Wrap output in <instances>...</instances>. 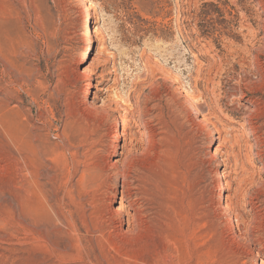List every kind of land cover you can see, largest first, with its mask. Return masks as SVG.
<instances>
[{"label":"rangeland","instance_id":"obj_1","mask_svg":"<svg viewBox=\"0 0 264 264\" xmlns=\"http://www.w3.org/2000/svg\"><path fill=\"white\" fill-rule=\"evenodd\" d=\"M260 261L264 0H0V264Z\"/></svg>","mask_w":264,"mask_h":264},{"label":"bare ground","instance_id":"obj_2","mask_svg":"<svg viewBox=\"0 0 264 264\" xmlns=\"http://www.w3.org/2000/svg\"><path fill=\"white\" fill-rule=\"evenodd\" d=\"M83 10V21H82V30H83V42H84V49H83V52H82V55L80 56V61H79V64L80 65H86L87 64V62H88V55H89V51H90V49H91V47L94 45V43L92 42V28H91V9H90V5H84V8L82 9ZM82 72L86 75V82H85V84H84V91H83V98L84 99H89V102H90V104H92V103H94V100H98L100 97H102V95H104V94H106V90H104V89H102V88H99V87H97V85H98V82H97V80L95 79H93L92 78V75H91V68H90V66H85L84 68H83V70H82ZM95 78V77H94ZM173 83H174V81H173ZM174 84H176L175 85V89H176V91L179 93L178 95L179 96H181L183 99H184V101H186L187 103H190L191 101H192V99H193V96H192V93L191 92H189L188 90H187V88H185L183 85H180V84H178V83H174ZM92 86H94V88H95V92H92ZM174 89V90H175ZM173 90V91H174ZM247 91V90H246ZM195 92V91H194ZM196 92H197V90H196ZM176 93V92H175ZM174 93V94H175ZM137 94V93H136ZM173 94V93H172ZM139 95V94H138ZM194 95H195V93H194ZM175 97H176V95H174ZM174 96H172V97H174ZM200 98V97H199ZM149 100V99H148ZM147 100V101H148ZM174 100V99H173ZM146 101V100H145ZM144 101V102H145ZM151 101V100H150ZM177 101V100H176ZM175 101V102H176ZM107 101H104V99L102 98L101 99V102L97 105V111L102 115V116H104L105 118H107V119H109V120H111L112 121V126H111V134H112V140H113V142H116V146L117 147H120V153L118 152V155L119 156H123L124 154L127 156L128 154H131V146H129L128 144H126V142L124 141V139H122V141H121V143H120V139H121V133H120V124L118 123V121H117V119L109 112L110 110V108H109V103L107 104L106 103ZM174 102V101H173ZM148 103V102H147ZM145 104V103H144ZM154 106V105H153ZM138 107V106H137ZM144 107V106H143ZM146 107V106H145ZM144 107V108H145ZM186 107V106H185ZM147 109V108H146ZM140 110V109H139ZM161 110V109H160ZM254 110H255V108H254ZM140 111H144V110H140ZM149 111V110H148ZM189 111V110H188ZM258 111H259V109H258ZM257 111V112H258ZM181 112V111H180ZM220 112V111H219ZM222 112V111H221ZM260 112V111H259ZM139 113V112H138ZM151 113V112H150ZM144 114H146V112L144 113ZM162 114V113H161ZM205 114H207V113H205ZM255 114H257V113H255ZM254 114V115H255ZM140 115H143V114H140ZM147 115V114H146ZM163 115V114H162ZM210 115V114H209ZM148 116V115H147ZM158 116V115H157ZM178 116V115H177ZM188 116V115H187ZM258 116V115H257ZM148 117H150V116H148ZM154 117V116H153ZM160 117V116H159ZM182 117V116H181ZM215 117V116H214ZM254 117V116H253ZM260 117H261V114H260ZM262 117H263V115H262ZM144 118H146V117H144ZM155 118V117H154ZM157 118V117H156ZM161 118V117H160ZM200 118H201V121L202 122H206L207 123V119L208 118H206L204 115H200ZM217 118V117H216ZM225 118H227V117H225ZM224 116H223V120H219V123L222 125V126H224ZM258 118V117H257ZM149 119V118H148ZM262 119V118H261ZM144 120V119H143ZM151 120V119H150ZM149 120V121H150ZM153 120V119H152ZM209 120H210V118H209ZM260 120V119H259ZM148 121V122H149ZM164 121V120H163ZM146 122H147V119H146ZM144 123V122H143ZM192 123V122H191ZM245 123H246V121H245ZM151 124V123H150ZM214 124V123H213ZM143 126H144V124H142ZM220 125V126H221ZM243 125V124H242ZM221 126V127H222ZM241 126V125H240ZM244 126H245V124H244ZM148 128V127H147ZM223 128V127H222ZM243 128V127H242ZM218 129V128H217ZM231 129V128H230ZM234 129V128H233ZM137 130V129H136ZM219 130V129H218ZM227 130V129H226ZM229 130V129H228ZM248 130H250V129H248ZM245 131V130H244ZM251 131V130H250ZM139 132V131H138ZM144 132V131H143ZM146 132V131H145ZM149 132V131H148ZM152 132V131H151ZM184 132V131H183ZM204 132V131H203ZM236 132V131H235ZM246 132H247V130H246ZM255 132V131H254ZM185 133V132H184ZM231 133H232V130H231ZM233 133H234V131H233ZM232 133V134H233ZM252 133V132H251ZM144 134V133H143ZM236 134V133H235ZM253 134V133H252ZM137 135V134H136ZM146 135H148V133H146ZM230 135V134H229ZM124 136V135H123ZM135 136V135H134ZM139 136V135H138ZM188 136V135H187ZM225 136V135H224ZM235 136V135H234ZM237 136V135H236ZM251 136V135H250ZM133 137V136H132ZM136 137V136H135ZM134 137V138H135ZM152 136H150L149 138H151ZM233 137V136H232ZM248 137V136H247ZM258 137V136H257ZM146 138V137H145ZM148 138V137H147ZM220 138H221V136H220V133L218 132L217 133V137L216 138H214V139H212L211 141H210V146L212 147V146H214L218 141H220ZM243 138V137H242ZM242 138H241V140H242ZM131 139V138H130ZM133 139V138H132ZM225 139V138H224ZM235 139V138H234ZM254 139H256L255 137H254ZM258 139H260V138H258ZM257 139V140H258ZM31 140V139H30ZM137 139H135V141H136ZM152 140V139H151ZM227 140H229V139H227ZM257 140H255V141H257ZM130 141V140H129ZM132 141L133 140H131V143H132ZM138 141H139V139H138ZM245 141V145L247 146V144H246V140H244ZM254 141V142H255ZM137 142V141H136ZM225 142V141H224ZM229 142V141H228ZM236 143H239V142H236ZM244 143V142H243ZM261 143V142H260ZM135 144V143H134ZM133 144V145H134ZM229 144H230V142H229ZM234 144H235V142H234ZM34 145V144H33ZM220 145V144H219ZM239 146H238V148L241 146L240 145V143L238 144ZM244 145V146H245ZM36 146V145H35ZM235 146V145H234ZM217 147H218V145H217ZM216 146H215V148L217 149V152H219L218 151V148H217ZM248 147V146H247ZM249 147H250V145H249ZM252 147V146H251ZM250 147V148H251ZM210 148V147H209ZM220 148V147H219ZM231 148V147H230ZM241 148V147H240ZM249 148V149H250ZM30 149V148H29ZM215 149V150H216ZM33 150V149H32ZM214 151V150H213ZM227 151V150H226ZM232 151V150H231ZM246 151H247V149H246ZM34 152V151H33ZM216 152V151H215ZM214 152V153H215ZM213 153V154H214ZM225 153V152H224ZM243 153V152H242ZM216 154V153H215ZM222 154V153H221ZM229 153H227V155H228ZM241 154V153H240ZM246 154V153H245ZM244 154V155H245ZM257 154V153H256ZM117 155V156H118ZM226 155V154H225ZM226 155V156H227ZM234 154H232L231 156H233ZM236 155V154H235ZM234 155V156H235ZM243 155V154H242ZM230 156V155H229ZM239 156V155H238ZM246 156V155H245ZM244 156V157H245ZM249 156V155H248ZM246 157V159L248 158V160H250V158L249 157ZM112 158H116V155H114L113 154V156H112ZM227 158V157H226ZM234 158V157H233ZM236 158V157H235ZM234 158V159H235ZM236 161V160H235ZM243 161H245V160H243ZM118 162H120L119 161V159L118 160H116V161H113L112 163H111V166L110 167H116L117 165H118ZM261 162V161H260ZM236 163H237V161H236ZM235 163V164H236ZM250 163V162H249ZM225 164V163H224ZM239 164V163H238ZM241 164V163H240ZM244 164V163H243ZM252 164V163H251ZM262 164V163H261ZM132 165H131V163H130V161L128 162V164H127V167L128 168H130ZM237 166V165H236ZM235 166V167H236ZM251 166V165H250ZM263 166V165H262ZM234 167V168H235ZM238 167H240V166H238ZM127 168V169H128ZM224 168V167H223ZM262 168V167H261ZM236 169V168H235ZM235 171V170H234ZM233 171V172H234ZM247 172V171H246ZM224 173V172H223ZM234 174H235V172H234ZM49 175V174H48ZM221 176H222V173L220 174ZM47 176V175H46ZM48 177V176H47ZM51 177V176H50ZM52 179V178H51ZM53 181H54V179H53ZM238 182V181H237ZM240 183V182H239ZM239 185H241V184H239ZM237 186L238 188L240 187V186ZM219 186V185H218ZM224 186H225V184L224 185H222V184H220V186L218 187L219 188V191L218 192H222L223 191V188H224ZM227 190V189H226ZM237 190V189H236ZM241 195V194H240ZM220 196V195H219ZM239 196V195H238ZM227 198H231V197H228V195H227ZM226 201H227V199H226ZM225 201V202H226ZM231 202H232V200H231ZM230 201H229V205H231L232 203H231ZM236 202V201H235ZM124 203H125V199L123 198V196H120V197H118V205L116 206V205H112L111 206V209L117 214V213H122L123 211H124ZM227 203V205H228V202H226ZM228 207V206H227ZM229 207H233V205H231V206H229ZM125 211H127V210H125ZM124 214V213H123ZM128 216V217H127ZM127 216H126V218L128 219L129 217L131 218V219H134V217L136 216V213L132 210L131 212L130 211H128L127 212ZM136 218V217H135ZM239 217H237V219H238ZM235 219H236V217H235ZM127 221V220H126ZM129 221V220H128ZM127 223V222H126ZM122 229V228H121ZM259 255H258V253H255L254 254V257H258ZM260 264H264V262L263 261H260Z\"/></svg>","mask_w":264,"mask_h":264}]
</instances>
